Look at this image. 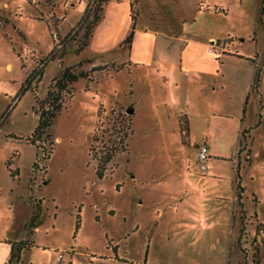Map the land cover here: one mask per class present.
Returning <instances> with one entry per match:
<instances>
[{"label":"rangeland","instance_id":"obj_1","mask_svg":"<svg viewBox=\"0 0 264 264\" xmlns=\"http://www.w3.org/2000/svg\"><path fill=\"white\" fill-rule=\"evenodd\" d=\"M97 1L0 0V210L11 207V225L27 236L33 200L42 201L34 252L53 255L48 264L59 251L61 264H264V61L248 58L264 55L263 0H132L138 64L133 42L123 44L129 0L106 2L78 49ZM97 63L125 68L80 76L52 137L33 144L36 97L63 68ZM39 67L41 81L27 86ZM257 72L261 87H251ZM126 131V149L100 177L92 147L100 156Z\"/></svg>","mask_w":264,"mask_h":264},{"label":"trees","instance_id":"obj_2","mask_svg":"<svg viewBox=\"0 0 264 264\" xmlns=\"http://www.w3.org/2000/svg\"><path fill=\"white\" fill-rule=\"evenodd\" d=\"M109 0H98L97 3L94 5L93 8V18L90 19L92 9H87L83 15V20L86 23V28L83 35V40L80 42L79 50L83 51L85 48L89 45L90 38L93 34L94 28L97 25V23L101 20V12L103 10V6L106 2ZM264 3V0H263ZM132 10L135 5V2H131ZM136 13L132 14L134 26L131 32L127 35V37L124 39L123 44L129 43L131 44L133 42L134 34H135V23H136ZM264 17V4L261 12L260 21L263 22ZM241 56V55H239ZM125 68V66H116V65H97L93 66L89 71H81L78 72L76 70V66H68L61 70L58 76L53 78L51 81L49 88L47 90V94L44 98H38L36 97L37 105L36 108L38 114H39V123L32 134L30 136L29 140L33 144H39L37 142L46 141L50 137H52V131L51 127L53 125L54 119L59 113L61 107L63 106L64 101L66 100V97H71L74 93V88L72 84L74 81H76L80 76H86L89 81H93V73L96 71H106L109 72L111 70L113 71H120L121 69ZM43 69L42 67L36 68L31 73L30 77L27 80V86H30L33 80L41 81L42 75H43ZM260 83V77L259 72L256 73L254 85L256 87ZM25 85V84H24ZM23 90H27L28 87ZM263 104L261 103L260 109L262 110ZM103 111L102 106L99 107V113L101 115ZM246 111V109H244ZM262 118V112L259 113V120L255 123V125L252 128H255L260 125ZM182 130L184 131L183 127ZM189 130L185 129V132L188 133ZM245 132V133H244ZM249 132V129H244L243 131V142L244 144L247 143V133ZM127 131L124 133V137L120 139V142L117 143V145L113 146H106L105 151L101 153L100 156L95 154L93 152V147L91 149V154L93 158L97 159L96 163V169L97 174L100 177H103L106 174L107 171V165L112 160L113 156L116 154V152L120 149L119 144L123 147L124 146V139L125 136H127ZM97 139V133L94 135V140ZM243 148V147H242ZM240 148V150L242 149ZM123 149H126V145L123 147ZM51 153V152H50ZM49 158V157H48ZM11 166V162L9 161V167ZM38 166V163H34V167L36 168ZM15 172L11 169V174L14 176ZM237 177L239 178L238 182V188H239V195H238V201L241 202L242 198V191L244 190V186L241 184V176L240 172L237 171ZM41 202L34 198L33 204H32V214L29 222L26 225L27 229V236L25 239L13 241L12 244V252H11V258H10V264H20L22 252L24 249L31 248L36 245L34 235L36 233L37 227H38V221L41 216ZM263 223H260V226H263ZM77 230L80 226V216H78L77 219ZM73 252V251H72Z\"/></svg>","mask_w":264,"mask_h":264},{"label":"crops","instance_id":"obj_3","mask_svg":"<svg viewBox=\"0 0 264 264\" xmlns=\"http://www.w3.org/2000/svg\"><path fill=\"white\" fill-rule=\"evenodd\" d=\"M114 1L115 0H111L110 3L108 4V6L111 3L112 4H115ZM116 1L119 3L120 0H116ZM129 1H130V5H131V1L132 0H129ZM108 6H107V8H108ZM107 8H106V17L102 21V23L99 25L98 29H100V27L102 26V24L106 21V18H107ZM262 8H263V2H262L261 6H260V9H259L260 10L259 11L260 13L262 12ZM224 9L225 8H223V10ZM131 12H132V5H131V8H130V16L132 18V13ZM256 12H257V18H259L260 14H259L258 10ZM132 21H133V18H132ZM263 24H264V19H263ZM133 26H134V22H133L132 28H133ZM135 26H136V24H135ZM98 29L96 30V32L98 31ZM129 30L125 33L126 35L129 32ZM96 32H95V35L94 36H96ZM139 36H141V33L135 30L134 41H133V45H132V48H131L130 58L136 64H138L140 61L138 59H136V58L133 60V58H132V50H134V49L137 48V39H138ZM256 41H257V37H256ZM187 52H188V48H185L184 49L185 55L187 54ZM211 54H212V56H214L213 53H211ZM248 58L249 59H254L255 58L256 65H257V63L259 61L262 60V58H263V61H264V55H261L258 52H257V54L255 56H253V57L252 56H249ZM97 64L94 65V66H97ZM98 65H100V64H98ZM180 68H181V70L183 68L186 69V70L188 69V66H185V63H183V59L182 58H181V61H180ZM184 72H186V71H184ZM253 85H254V82L251 83L250 86L253 87ZM250 86H247V88L249 89ZM258 86L261 87V83ZM250 97H251V94L247 97L246 105L243 108V112H242V119L243 120L246 118L247 106H248ZM244 109H246V111H244ZM183 115L186 116V118H187L185 125H186L187 130L190 131L191 130V119H190V117H189L188 114L184 113ZM181 122H180V124H181ZM209 152H210V150H209ZM210 157H211V154H210ZM10 208L11 207H9L7 211L0 210V264H10V258H11V252H12V244L11 243L13 241L22 240V239H25L26 238V235L25 236H21L20 234L16 233V231L14 230L13 225H11L10 217H9V214H8L9 211H11ZM36 247L37 246L35 245V246L31 247V248H27V249H24L23 250L20 264H48L46 262L48 260L51 261L53 259V255H50V253H48L49 255H47L46 253L44 255H40V254L34 252V250H36ZM43 251H46V250L43 249ZM48 252H50V251H48ZM56 262H57V259L55 260V263ZM69 264H72V262H70Z\"/></svg>","mask_w":264,"mask_h":264},{"label":"built area","instance_id":"obj_4","mask_svg":"<svg viewBox=\"0 0 264 264\" xmlns=\"http://www.w3.org/2000/svg\"><path fill=\"white\" fill-rule=\"evenodd\" d=\"M35 2L39 0H34ZM199 158L200 160L204 163L202 167L204 169L210 168V165L208 164V160L210 158V153H209V146L206 144H203L200 151H199ZM66 260V252L65 251H59L58 253V260L55 264H61Z\"/></svg>","mask_w":264,"mask_h":264}]
</instances>
